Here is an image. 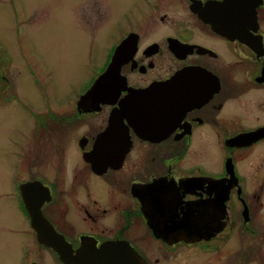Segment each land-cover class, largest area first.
Segmentation results:
<instances>
[{
    "label": "flooded vegetation",
    "instance_id": "flooded-vegetation-1",
    "mask_svg": "<svg viewBox=\"0 0 264 264\" xmlns=\"http://www.w3.org/2000/svg\"><path fill=\"white\" fill-rule=\"evenodd\" d=\"M114 13L140 23L65 107H30L0 63V118L16 107L36 134L3 129L0 264H264V0L71 4L80 31ZM136 90L142 115L120 113Z\"/></svg>",
    "mask_w": 264,
    "mask_h": 264
},
{
    "label": "rangeland",
    "instance_id": "rangeland-1",
    "mask_svg": "<svg viewBox=\"0 0 264 264\" xmlns=\"http://www.w3.org/2000/svg\"><path fill=\"white\" fill-rule=\"evenodd\" d=\"M76 1L0 0L2 70L12 78L11 83L21 81L23 101L32 108H45L43 92H51L55 107L72 103L81 93L82 85L88 87L101 71L115 37L127 27L140 23L136 15L122 17L114 13L115 21L104 19L97 33L90 32L89 28L80 31L71 15V4ZM33 123L34 120L16 107L0 118L1 172L5 166L8 171L13 163L3 147L9 144L2 138L4 126L17 128L24 144L29 137L36 139ZM37 134L39 139L44 132L38 130ZM12 138H15L13 134Z\"/></svg>",
    "mask_w": 264,
    "mask_h": 264
},
{
    "label": "water",
    "instance_id": "water-1",
    "mask_svg": "<svg viewBox=\"0 0 264 264\" xmlns=\"http://www.w3.org/2000/svg\"><path fill=\"white\" fill-rule=\"evenodd\" d=\"M128 43L129 41H126L118 48V50L116 51V54L112 58V62L110 63L108 69L96 80L92 89L87 93L86 96H84L85 97L84 99L91 98V97H94L95 95L101 94L102 91L104 90V87L107 88L106 85L110 84V82H112L114 78H116V76L119 73L121 63H122L121 59L125 51L124 48L126 47ZM135 50H136V43L134 47L131 49V53H130L131 57L135 53ZM145 99H146V90L133 91L130 102H126L122 106L121 108L122 110L120 113H125V114H138L139 113L142 115L143 109L145 108L143 100ZM113 117L115 119V116ZM115 125H116L115 121L113 120V122L110 123L108 131L102 136L103 139L109 138L111 135H113V132L115 131L114 128H116ZM99 155L100 154H97L96 156H99ZM92 163H94V161ZM98 165H102V164H98Z\"/></svg>",
    "mask_w": 264,
    "mask_h": 264
}]
</instances>
